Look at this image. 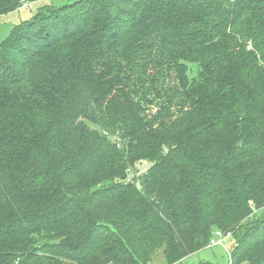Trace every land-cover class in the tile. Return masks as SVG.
I'll return each mask as SVG.
<instances>
[{
	"label": "trees",
	"instance_id": "16d2710c",
	"mask_svg": "<svg viewBox=\"0 0 264 264\" xmlns=\"http://www.w3.org/2000/svg\"><path fill=\"white\" fill-rule=\"evenodd\" d=\"M216 232L230 264H264V0H76L15 25L0 264H177Z\"/></svg>",
	"mask_w": 264,
	"mask_h": 264
},
{
	"label": "rangeland",
	"instance_id": "374dc122",
	"mask_svg": "<svg viewBox=\"0 0 264 264\" xmlns=\"http://www.w3.org/2000/svg\"><path fill=\"white\" fill-rule=\"evenodd\" d=\"M76 0H34L26 2L28 7L23 5L17 10L10 13L0 15V42L7 38L11 29L28 19H31L37 12L50 7H58ZM25 3V2H24ZM23 3V4H24ZM146 163H143L145 165ZM216 241L221 240L222 243L209 245L203 250L193 253L186 257L182 262L177 264H197L202 261H210L215 264H230V251L234 248L236 240L233 236H222L216 232L213 236ZM152 264H166L163 252L157 253Z\"/></svg>",
	"mask_w": 264,
	"mask_h": 264
},
{
	"label": "built area",
	"instance_id": "2783aa9c",
	"mask_svg": "<svg viewBox=\"0 0 264 264\" xmlns=\"http://www.w3.org/2000/svg\"><path fill=\"white\" fill-rule=\"evenodd\" d=\"M23 6H24V7H28V4L25 2V3L23 4ZM216 243H222V241H221V240L216 241V239H212L210 245H213V244H216Z\"/></svg>",
	"mask_w": 264,
	"mask_h": 264
}]
</instances>
